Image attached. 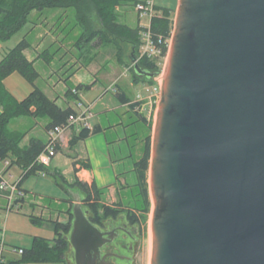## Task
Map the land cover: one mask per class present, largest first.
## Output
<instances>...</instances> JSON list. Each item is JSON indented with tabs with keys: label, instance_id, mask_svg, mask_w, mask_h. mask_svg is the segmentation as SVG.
<instances>
[{
	"label": "water",
	"instance_id": "water-1",
	"mask_svg": "<svg viewBox=\"0 0 264 264\" xmlns=\"http://www.w3.org/2000/svg\"><path fill=\"white\" fill-rule=\"evenodd\" d=\"M132 61L137 75H158ZM164 72L151 264H264V0H179ZM88 213L77 194L76 264H104L116 233Z\"/></svg>",
	"mask_w": 264,
	"mask_h": 264
},
{
	"label": "rangeland",
	"instance_id": "rangeland-1",
	"mask_svg": "<svg viewBox=\"0 0 264 264\" xmlns=\"http://www.w3.org/2000/svg\"><path fill=\"white\" fill-rule=\"evenodd\" d=\"M137 1L147 0H123V3L115 8L116 13L119 15L118 20L120 22L126 23L132 27H137L139 24H149V15L145 13L139 14ZM153 1L156 2L157 6L172 7L171 9L174 11L171 19L175 21L179 0ZM76 12L74 6L32 12L29 17V22L20 31L15 33L10 39L2 40L0 38V60L11 48L26 36L31 43V47L28 48V50L34 52L35 55H39L40 53L43 54L42 57L39 56L41 59L37 65L40 72V76L36 82L37 85L44 89L50 98L56 99L62 106L66 105L67 100H69L66 94L69 87L65 82L68 80L69 85H78L77 79L72 78L76 73H79V76L82 77L81 80H83V84H94L95 82H93V80L97 79L93 88L83 87L80 94L83 101L89 103L94 102V115L91 118L92 126L97 124L100 119L104 121L106 128L114 123H122L117 126L119 132L113 131L117 129L115 127L107 128L109 141H112L113 164L117 174L120 175V179L119 183L112 189L105 188L101 195V199L109 204L121 202L120 199H122L126 205H137L138 201L136 202V199L138 196L135 195L136 190H132V187H130L136 182L135 173L132 170L133 161L131 157H127L130 151L125 142L122 145L116 140L117 134H120V136L126 135V128L128 134L134 130L133 125L124 127V124H130V122L136 119L137 115L132 111H128V107H124L120 103L114 87H116V85L122 86L123 90L131 98L138 97L141 99L146 97L147 103L142 106L141 110L154 119L153 131L160 97L154 96L153 84L149 82H140L139 84L133 83V72L130 70L133 44L128 35L118 36L105 28V9L102 11L99 4H93L89 12H85L86 15L84 16L85 18H83V22L86 26L84 27L76 19ZM83 28H86L88 32L101 31L103 39L100 38V36H96L91 40L82 43L79 42V38L84 33ZM47 52L51 53V63L46 61V58L49 56ZM165 65L166 62L162 65L161 74L154 78L155 82L160 80L161 77L163 81ZM23 79L25 78L23 77ZM142 100L144 101L145 99ZM48 122L49 119L47 117H40L37 123L32 117L21 116L15 118L9 126L11 129L16 128L21 131H28V136L26 135L27 137L24 138L22 142V144L25 145L29 142L28 137L31 135L47 141L48 135L45 127ZM138 126L139 128L143 127L141 123H138ZM140 146V144L137 145L135 153H140ZM63 148L65 150L61 152L58 163L54 162L52 165V170L56 164H58V170L62 172L68 168L66 163V161H68L67 155H73V153H71L72 148L69 146ZM33 176H36L35 178L38 180L47 181L45 182L47 185L43 187L42 191L37 190L39 193L36 194L40 197H44L45 200L39 199L38 201L44 203L47 209H42V206L35 205V207H33L27 205L12 211L10 218L8 217L7 219L6 234H8V238L9 236L13 238L11 243L15 246H25L26 248L32 246L35 236L49 239L55 237L53 225L51 222L45 220L53 219L67 221L69 219V215L66 214L65 211L70 207V203L67 199L71 193L66 192L63 187L55 181L52 174L46 176ZM65 176L69 181H73L75 173ZM74 192L76 195L78 194L76 190H74ZM81 195L84 197L85 194L81 192ZM141 204L142 203L139 201V206ZM152 207L148 214V219L144 222L142 247L139 249L140 252L138 255L141 264H151L153 242L151 233ZM30 215L42 216L43 222H32ZM20 256L21 254L18 253L8 255L10 259H16ZM68 263L76 264L75 249L73 246L69 252Z\"/></svg>",
	"mask_w": 264,
	"mask_h": 264
},
{
	"label": "trees",
	"instance_id": "trees-1",
	"mask_svg": "<svg viewBox=\"0 0 264 264\" xmlns=\"http://www.w3.org/2000/svg\"><path fill=\"white\" fill-rule=\"evenodd\" d=\"M95 3L100 5L102 11L105 9V28L118 36L128 35L133 44L131 59L133 56L137 57L140 44V30L142 27L140 24L137 27H132L118 20L119 15L116 13L115 8L121 5L123 0H0V38L2 40L10 39L15 33L20 31L29 22V17L32 12H41L51 8L74 6L77 11L76 19L84 27L86 26L83 22V18H85L84 16L86 15L85 12L88 13ZM155 11V15L152 18L153 31L161 34L165 39L171 38L175 23V21L171 19L174 10L169 7L155 5ZM83 32L84 33L79 38V42L81 43L91 40L96 36H100V38L103 39L101 31H89V33L86 28H83ZM30 47L31 43L25 36L0 60V104L3 107V112L0 114V159L10 160L8 169H11L13 166L21 168L19 187L24 194L19 196L16 200L21 204L27 201L28 195V191L22 188V184L30 175L46 176L52 174L55 181L62 186L66 192L71 193L67 199L70 203V207L65 211V213L69 215V219L67 221L53 219L45 220L51 222L53 225L55 237L49 239L35 236L31 247H21L24 251L19 258L7 260L5 256V261L2 264H69L68 256L72 247L70 234L74 220L73 206L76 202L74 190L81 196V203L85 201V204L88 205L89 218L94 224L109 216H114L116 213L125 210V208L122 206L124 204L122 200L121 202L113 204L102 201L101 195L107 187H99L96 183L89 184L88 182L82 181L77 175H75L73 181H69L58 168L54 167L52 170L51 164L46 165L39 162V155L47 150L48 140L44 141L39 137L33 136L27 144L23 145L22 142L28 134V131L10 128L9 125L11 122L15 118L21 116L32 117L37 123L40 117H47L49 122L46 124V131L57 125L68 126L70 115L76 112L71 102L75 101L77 104L79 100H82L80 96L82 88L90 87V85L83 83L75 87L69 85V89L66 91L69 100H67L66 105H60L56 99L50 98L48 94L37 85L36 82L40 76V72L35 65V61L29 59L25 54V50ZM48 55L46 61L51 63V53H48ZM39 56L42 57L43 54L40 53ZM139 63L142 67L157 72V76L161 74L162 65L160 64V59L144 57L139 59ZM130 70L133 72V80L135 82L144 81L153 85L157 84L154 78L148 79L147 77L137 75L133 68V61H131ZM14 72H19L34 86L30 94L21 100L17 99L5 85V79ZM116 89V95L120 103L128 104V111H132L137 115L136 119L130 122V124H124V127L133 125L134 130L128 134L126 128V135L120 136V134H118V136L120 137L119 139L128 146L130 153L127 157H131L133 161L132 170L136 177V182L130 187H132V190H136L135 195L138 196L136 199L138 204L130 206L140 211V217H142L145 222L148 219V214L152 207L148 173L150 169L154 119L142 112L141 108L144 101L133 100V98H131L119 85H116L115 90ZM74 90L78 92L76 93ZM138 123H141L143 127L139 128ZM72 128L73 133L68 145L72 149H74L79 141L103 131V127L98 124L91 128ZM139 144L141 145L140 153H135V148ZM55 150L56 153L62 152L64 150L63 145L58 144ZM80 162L82 165L87 167L90 166L89 163L84 160H75V174L77 172L76 166ZM117 177L120 179L119 174ZM81 192L85 194L84 197L81 195ZM1 194L6 195V193L3 192ZM139 201L142 203L140 206ZM116 206H122V208L117 209ZM30 218L34 223L43 222L42 216L30 215Z\"/></svg>",
	"mask_w": 264,
	"mask_h": 264
},
{
	"label": "crops",
	"instance_id": "crops-1",
	"mask_svg": "<svg viewBox=\"0 0 264 264\" xmlns=\"http://www.w3.org/2000/svg\"><path fill=\"white\" fill-rule=\"evenodd\" d=\"M154 3L156 5L155 1H154ZM169 8H172V7H169ZM25 54L29 57V59L35 61L36 66L39 64L40 59H41L39 57V55H35L34 52H32L31 50L29 51L28 49L25 50ZM19 74H20L19 72H14L11 75H9L5 79V85L8 88V90H10L15 95V97L17 99L21 100L30 94V92L34 89V86L26 78L23 79V77H20L22 75L21 74L19 75ZM72 78H76L78 81V84L83 83L82 82L83 80H81L82 77L79 76V73H76ZM96 80L97 79L93 80V82L96 83ZM140 82L144 83V81L135 82L133 80L134 84H139ZM65 83H66V85L68 84L67 86L69 87V81L67 80ZM95 83L94 84L93 83L88 84V85H91L90 88H93L95 86ZM155 86H156V84L154 85V87ZM73 87H75V86H73ZM120 87L122 88V86H120ZM114 88H116V87H114ZM116 92H117V89H116ZM142 99H145L144 103H143V105H145L147 103L146 97L141 98V99H139L138 97L133 98V100H142ZM87 103H89V102H87ZM92 103H94V102H92ZM71 105L75 109L77 108V104L75 101L71 102ZM122 105L124 107H129L128 104H122ZM2 112H3V107L0 104V114ZM118 123H121V122H118ZM118 123L111 124L110 126H107V128H109V127L117 128V126L120 125ZM97 124L101 125L103 127V131L99 132L96 135L95 134L91 135L88 138L81 140L77 143V145L74 147V149L71 150V153H73V155H67L68 161H66V163L68 165V168H66V170H64L63 173L65 175H70L71 173L74 174L75 170H74L73 162L77 159H81L82 161L85 160L87 163H89L90 166L87 167L85 165H82L81 162L78 163L76 166L77 172L75 175H77L82 181L88 182L89 184L96 183L99 187H107V188L112 189L113 187H115L117 185V183H119V179L117 177L118 174H117L115 166L113 164V152H112V148H111V142L112 141H109V136L107 134V128L105 126L104 121L102 119H100L97 122ZM15 130H16V128H15ZM113 131L119 132V128H117L116 130L114 129ZM72 133H73L72 128L65 132V134L63 136V144H62L63 147L68 146V143H69V140H70ZM27 136H28V134H27ZM33 136L34 135L29 136L28 140H30V138ZM119 138L120 137L117 134L116 140H118L120 142V144L123 145L124 142L122 140H120ZM60 154H61V152H58L56 154V156L53 157V159L51 160V163H50L51 165H53L54 162L58 163V159L60 158ZM55 167L57 168L58 164H56ZM5 169H6V165L3 162H0V170L4 171ZM9 172H11L15 177H19L21 174V168H19L18 166H13L9 170ZM35 177L36 176L30 175L22 184V188L28 191V195H27V201L25 203H22L21 208L25 207L27 205H31L33 207H35V205H37V206H42V209L46 210L47 207L44 205V203H41L38 201L39 199L45 200L44 197L43 196L40 197L36 194L39 193V191H42L43 187H45L47 185V184H45V182H47V181L46 180H40V179L38 180ZM32 178H34V179H32ZM37 190H39V191H37ZM41 193H44V192H41ZM5 202L6 201L4 198L0 199V228L2 229V231L0 232V237L2 238V240L4 241V243L7 246V251L5 253V256H6V259L8 260V259H10L8 257L9 254L16 253V252L12 251L13 248L25 247V246H15L14 244L11 243L13 238L10 236L8 238V234H6L7 233V219H8V217L10 218L12 211L11 212L5 211V209H4Z\"/></svg>",
	"mask_w": 264,
	"mask_h": 264
},
{
	"label": "built area",
	"instance_id": "built-area-1",
	"mask_svg": "<svg viewBox=\"0 0 264 264\" xmlns=\"http://www.w3.org/2000/svg\"><path fill=\"white\" fill-rule=\"evenodd\" d=\"M138 12L141 14H148L150 17V22L148 25H141L140 30V44L137 60L140 58H151L160 59V64L164 65L167 61V57L170 50L171 38H164L161 34L155 33L152 29V18L155 15V3L153 0L140 1L137 4ZM162 79V77H161ZM158 80L156 86L154 87V96L160 97L162 80ZM74 92H78L74 90ZM94 103H87L83 100H79L77 103L76 112L71 114L69 117L68 126L57 125L52 127L47 131L48 135V146L47 150L42 152L38 161L43 164H50L52 157L57 153L55 147L58 144H63V136L66 131L72 127H92L91 118L93 117ZM149 117H151L149 115ZM73 129V128H72ZM6 165L4 171L0 170V199H5L4 209L6 212H11L18 210L21 207V203L17 202V198L23 195L22 189L19 187V177H15L8 169L10 160H1ZM6 193V195L1 193ZM2 229L0 228V232ZM6 244L0 237V264L5 261V253L7 251ZM13 251L22 254L23 248L15 247Z\"/></svg>",
	"mask_w": 264,
	"mask_h": 264
},
{
	"label": "flooded vegetation",
	"instance_id": "flooded-vegetation-1",
	"mask_svg": "<svg viewBox=\"0 0 264 264\" xmlns=\"http://www.w3.org/2000/svg\"><path fill=\"white\" fill-rule=\"evenodd\" d=\"M82 203L83 208L89 211L85 201ZM123 203L125 210L95 224L103 231L116 233V236L102 247V255L105 256L104 264H141L138 255L142 247L144 220L140 217V211L126 205L124 201ZM122 206H116V208L121 209ZM106 237L110 238V235L106 234Z\"/></svg>",
	"mask_w": 264,
	"mask_h": 264
},
{
	"label": "bare ground",
	"instance_id": "bare-ground-1",
	"mask_svg": "<svg viewBox=\"0 0 264 264\" xmlns=\"http://www.w3.org/2000/svg\"><path fill=\"white\" fill-rule=\"evenodd\" d=\"M162 80V79H161ZM163 82V81H162ZM151 227H152V222H151ZM151 233H152V228H151ZM152 239H153V236H152ZM153 243V242H152Z\"/></svg>",
	"mask_w": 264,
	"mask_h": 264
}]
</instances>
